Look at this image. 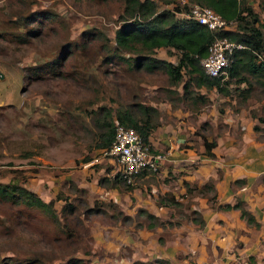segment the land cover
<instances>
[{
    "label": "rangeland",
    "instance_id": "obj_1",
    "mask_svg": "<svg viewBox=\"0 0 264 264\" xmlns=\"http://www.w3.org/2000/svg\"><path fill=\"white\" fill-rule=\"evenodd\" d=\"M157 2L159 9L180 6L178 0ZM249 2L264 18V0ZM121 7V0H0V181L17 179L42 199L53 198L57 215L0 198V264H160V259L174 264L263 263V210L255 215L257 226L246 223L239 212L214 217L211 227L190 220L193 210L202 216L200 209L206 206L222 209L216 207L221 201L213 177L230 188L241 182L222 178L219 167L200 183L180 182L181 171L192 170L203 157L195 138L179 144L193 147L191 160L168 164L163 174L159 166L146 178L134 177L130 184L139 197L122 180H112L117 171L113 157L93 147L96 107L135 101L155 105L159 123L168 120V102L203 107L206 119L195 122L192 133L198 139L207 138L214 127L226 129L208 111L216 101L220 112L229 106L232 116L249 113L255 138L264 141V89L258 84L252 82L246 97L232 89L222 94L199 87L206 102L190 104L188 98L177 99L176 90H167L179 85L169 86L163 70L148 71L128 59L110 57ZM154 55L175 61L177 54L157 47ZM234 85L245 83L231 81L229 87ZM263 175L257 183L260 194ZM205 182L214 190H201ZM213 192L216 202L210 204ZM165 193L177 202H161ZM241 198L249 206L246 196ZM64 201L69 209H62Z\"/></svg>",
    "mask_w": 264,
    "mask_h": 264
},
{
    "label": "trees",
    "instance_id": "obj_2",
    "mask_svg": "<svg viewBox=\"0 0 264 264\" xmlns=\"http://www.w3.org/2000/svg\"><path fill=\"white\" fill-rule=\"evenodd\" d=\"M200 4H206L218 12L226 20L234 21L231 28L211 30L204 24L185 16H175L170 8H160L157 0H121L122 7L118 14L120 22L113 31V48L110 57L128 59L131 65H141L144 69L152 71L161 69L166 73L169 86L176 90L180 100L190 99L192 103L206 102L207 98L198 91L199 87L204 89L214 88L222 94L230 93V90L237 92L241 97L249 93L252 82L264 89V18L259 17L253 9L249 0H190ZM178 5H174L177 8ZM186 7V5H183ZM214 36H226L229 40L241 44L232 48L231 61L227 66L226 77L209 75L203 71L199 64V57L207 53V47ZM157 47L172 48L176 51V60L158 57L154 55ZM123 52H129L127 56ZM55 63L56 59H51ZM231 81L239 84L244 82V87H229ZM168 98H173L168 95ZM200 101H195V100ZM158 109L150 103L135 101L127 105L110 107L98 105L94 110L93 122L95 132L93 133V147L101 149L107 147L113 138L115 123H122L132 126L146 142L150 130L158 124ZM264 120V117H260ZM254 128L257 126L254 124ZM204 146L203 152L213 156L211 151L215 144L213 139H207L201 135ZM149 143V142H148ZM150 144V143H149ZM89 158L85 157L84 159ZM264 178V175H263ZM122 180L125 186L130 189V183H126L117 173H114L112 180ZM244 178H235L236 182ZM212 189L211 182L202 184V189ZM0 198L12 203H22L26 206L35 207L56 218L53 207V198L42 199L32 189L20 183L17 179L10 178L7 181H0ZM55 198H61L56 194ZM163 203H176L172 194H164ZM210 204L216 202L215 192L208 196ZM69 205L64 201L62 209ZM71 207V206H70ZM217 208H237L239 216L246 223L253 226L259 225L253 213L242 204V198L237 197L232 202L223 201L216 203ZM69 209V207H67ZM143 212L144 209H141ZM190 219L202 225L204 220L197 210ZM148 217H155L146 211ZM151 225L150 222H148ZM251 259V258H250ZM15 264V263H14ZM160 264H174L166 259H160ZM264 264V261L263 263Z\"/></svg>",
    "mask_w": 264,
    "mask_h": 264
},
{
    "label": "crops",
    "instance_id": "obj_3",
    "mask_svg": "<svg viewBox=\"0 0 264 264\" xmlns=\"http://www.w3.org/2000/svg\"><path fill=\"white\" fill-rule=\"evenodd\" d=\"M215 102L216 101H213V107L208 111L213 113L214 120H219L221 124L223 122L226 129L217 131V128L214 127L213 133L207 137V139L212 137L215 141V144L211 148L214 157L209 158L208 155L207 157H204L205 153L202 152L204 146L201 137L198 139L197 135L194 136L192 134L195 127L194 123L206 119V113L203 107H195V109H192L189 105L186 107L181 105L183 102L173 106L168 102L164 109L168 120L156 124L150 130L147 140L153 149H163L165 151V156L162 158L159 165V173L163 174L164 171H168V164L172 163L177 164L176 166H181V162L191 160L192 155H194L193 147L189 145L182 147L179 144L184 142L189 143V138H195L199 142L198 149L201 151L200 154H202L203 157H200V163L195 162L196 166L192 170L181 171L178 180L182 183L183 181H195L196 183H200L205 176L212 175L213 177L214 170L218 167L222 171V178H227L231 181L235 178L244 177V180L240 182V185L234 188L228 187L227 181L225 182L223 179H219V177H213L212 182L214 188L216 187L215 192L218 201L232 202L234 195H239L240 198L241 196H246V199L250 204L249 206L247 204L245 207L255 216L259 210L264 211V188L262 186L259 187V189H261V194L257 189V183L264 174V141L255 138V135L251 130L254 121L249 113L246 116L241 112H238L237 115L233 114L234 116H232L229 112L231 111L229 106H225L223 111L220 112L217 109ZM189 103L191 104L192 102L190 101ZM181 107L183 110L180 109ZM240 111H244V109L241 108ZM208 115L210 116V114ZM183 116H185V118H183ZM239 122H241L240 125H238ZM261 125L264 127V123ZM184 139L185 141H183ZM236 141L238 142L237 146ZM223 156L226 157V159L221 160V157ZM206 158L213 162H206L203 164ZM217 159H220L222 162L216 163ZM149 174L150 172L144 170L136 177L146 178ZM132 188L135 195H138L139 197V190L137 191L134 186ZM179 193H182V191H179ZM151 204L152 203H149V206ZM162 207L163 206L160 205L161 209ZM208 207L206 206V208L200 209L204 220V223L202 224L204 227H211L214 222L213 218L225 212H230L229 214L231 215H233V213L238 214L239 212V210H236L237 208L212 210L210 206ZM256 254L258 257L263 256L260 253Z\"/></svg>",
    "mask_w": 264,
    "mask_h": 264
},
{
    "label": "built area",
    "instance_id": "obj_4",
    "mask_svg": "<svg viewBox=\"0 0 264 264\" xmlns=\"http://www.w3.org/2000/svg\"><path fill=\"white\" fill-rule=\"evenodd\" d=\"M178 3L180 6L173 7L176 16L190 17L211 30L231 28L234 25V21L226 20L206 4L190 0H178ZM239 46L240 43L229 40L226 36H214L208 44L207 53L199 57V64L205 73L224 78L232 58V48ZM100 151L113 157L117 173L126 183H133L134 177L144 170L155 172L165 156L162 151L153 149L144 141L132 126L122 123H115L110 144Z\"/></svg>",
    "mask_w": 264,
    "mask_h": 264
},
{
    "label": "water",
    "instance_id": "obj_5",
    "mask_svg": "<svg viewBox=\"0 0 264 264\" xmlns=\"http://www.w3.org/2000/svg\"><path fill=\"white\" fill-rule=\"evenodd\" d=\"M3 76V72L0 70V77H2Z\"/></svg>",
    "mask_w": 264,
    "mask_h": 264
}]
</instances>
